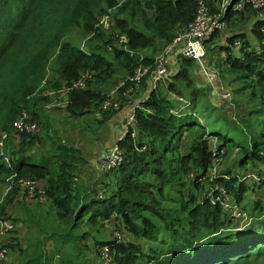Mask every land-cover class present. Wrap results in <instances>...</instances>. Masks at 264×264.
<instances>
[{"label": "trees", "instance_id": "1", "mask_svg": "<svg viewBox=\"0 0 264 264\" xmlns=\"http://www.w3.org/2000/svg\"><path fill=\"white\" fill-rule=\"evenodd\" d=\"M202 1L212 14H218L223 4L222 0ZM239 1L232 0L225 19L229 25L235 17H256L259 46L252 48L243 34H234L224 48L225 63L237 72L240 84L235 93L243 94L242 100L254 106L248 113L254 118H241L227 132L216 125L208 128L197 112L199 94L190 90L194 87L192 60H184L183 69L173 78L169 73V83H159L136 110L135 129L119 142L123 163L85 176L83 172L91 166L82 150L64 142L40 119L41 102L49 99L48 95L36 96L41 84L45 81L59 91L71 88L86 72L107 82L111 77L120 80L126 73L132 76L139 64L153 65L178 32L194 21L200 0H0V139L8 132L4 155L0 150V184L8 179L12 183L0 203V220L13 222V202L29 194L19 182L33 178L44 183L45 194L36 196L53 206L44 218L54 214L59 225L68 224L58 235L56 230L48 234L38 230L36 244L26 250L11 230V238L0 246L5 256L12 254L16 264L26 258V262L34 258L36 264H55L50 242L58 252L57 240L68 239L81 254L94 239L101 251H112L114 264H246L264 257V197L255 202L250 199V185L241 173L250 170L255 185L264 183V20L248 3L243 10H235ZM109 8L116 9L115 29L128 38L127 47L136 54L118 45L117 32L108 37L96 28L99 16ZM78 24L93 33L95 44L90 51L64 41L68 29ZM218 32L206 42L212 43ZM237 43L241 45L238 57L233 54ZM143 50L151 53L141 61L135 55ZM108 51L112 61L102 54ZM53 64L58 76L51 80L47 71ZM181 80L186 82L185 89ZM130 86H122V97L125 91L131 93ZM106 95L90 87L73 88L67 94L66 109L73 119L94 113L99 115L97 124L107 125L118 108L102 110ZM181 98L190 100L192 106L181 103L179 107ZM23 110L41 134L14 129L13 122ZM234 131L237 140L230 134ZM188 137L193 138L191 143L184 144ZM211 138L219 140L224 153L236 155L222 172L215 171L216 155L221 152L212 149ZM240 211L251 221L245 227L240 225L244 219L235 214ZM112 222L119 224L121 241L97 236L100 228ZM81 224L82 232L70 237Z\"/></svg>", "mask_w": 264, "mask_h": 264}, {"label": "rangeland", "instance_id": "2", "mask_svg": "<svg viewBox=\"0 0 264 264\" xmlns=\"http://www.w3.org/2000/svg\"><path fill=\"white\" fill-rule=\"evenodd\" d=\"M119 1L122 2L124 0H119ZM231 1L232 0H222V3H223L222 5H229ZM245 6H246V4H245ZM262 11L264 12V9H262ZM105 16H109L110 22H109V25L107 28L104 27V29L103 28L101 29L100 23H101V20ZM115 16H116V9L109 8L107 13H104V14L99 16V18H98L99 23L97 24L96 28L98 30L100 29V31L103 30L104 32H106V36L114 37L115 33L117 32V30L115 29V24H114ZM246 17H248V19H250L253 16L248 15ZM258 18H261L264 20V16L259 15ZM242 21H244V20H242ZM251 21L252 20H250V21L248 20V22L244 23V24H241L242 22L240 23L239 21H237V23H235L237 25V28H238L237 31H248V26H249ZM234 27L235 26H231L230 28L233 29ZM227 30H229L228 27H226L224 32H226ZM85 31L89 32L86 29L84 30V28L81 27V24L75 25V26L71 27L70 29H68V31L66 32L64 41H70L72 44L80 47L82 50L90 51L92 45L95 44V41H93L94 40L93 39V33L92 32L86 33ZM228 32H230V31H228ZM219 34H220V32H218V35ZM206 43H205V47H206ZM118 45H119V43H118ZM102 54H104V56L108 60H110V61L113 60V56L110 53V51L104 52ZM141 56H144V54L139 53V55H137V58L141 59ZM221 58H222V56H220V55L213 56L211 59L208 60L209 62L208 61L206 62V67L204 69L208 70V68H209L208 66H213L215 68H218L219 65L222 64ZM54 64L51 66V69H48V71H47L51 80L56 79L58 76V73L54 69ZM114 66L116 67V65H114ZM128 77H129V74L126 73V75L120 80H117L116 77L115 78L111 77V78H109V79H111L110 81L100 82V81L96 80V78H94V76H92V74H91V78L86 82L84 89L87 87V85L90 88H96V89L101 87L102 89L100 92L107 94L106 95L107 100L110 98L112 99L111 93L114 91L115 87L118 88L121 84H123V82H126ZM146 77L150 78V75L149 76L147 75ZM194 77L197 78V80H199L201 75L199 73H195ZM169 78H170V76H169ZM232 78L233 77L227 78V79L223 80L224 82L222 83V86L224 87L223 89H229L231 92H229V91H223L222 92L223 89L218 90V93L222 94V95L226 92H229L231 94V97H232V94H233L232 98H224L223 97L225 100H227L229 102H225L223 100L221 101V99L218 96L216 98L206 97L213 104L214 107H211L209 105V102L205 99H202L201 102L199 101V104L197 105V112L202 114V115H200L199 118H200V120H202V122L204 124L207 125L208 128H211L213 125H216L218 128H221L220 130L227 132V131L232 130V127L236 126L239 123L238 121L241 120V118L253 117V115H250L248 113L251 110H253L254 106H252L247 99L242 100L244 97L243 94L238 95L235 93V89L238 86V82L231 81ZM229 79H230V83H229ZM90 80H92V81H90ZM216 80L218 81V79H216ZM169 81H170V79H168V81L164 84H168ZM227 83H228V86L225 87ZM48 86H49L48 83L45 84V81H44L41 84V87H40L38 93L36 94V96L48 95V97L51 99V101L47 102V103L48 104H51V103L57 104L56 108H52L53 111H57V110H59L58 112L67 111L65 107L59 106V105L65 103L64 99H67V102H66V105H67V103H68L67 95L63 94V90H59V91L53 90V89H55V86L53 88H49ZM47 89H50V91H46ZM109 90H111V91L108 93ZM132 93H130V94H132ZM109 95H110V98H109ZM124 95H125V93L123 92V97H124ZM173 97L180 99V97H178L174 94H173ZM119 99H122V98H115V102H116L117 106L120 105ZM181 100L183 102L180 101L179 106H183L182 104L185 101H189V100L183 99V98H181ZM237 101H239V102L241 101L239 105H237V103H236ZM101 108L103 111H106V110L116 109L119 107L107 108L105 110V109H103V105H102ZM203 111L205 112V114H203ZM95 118L96 117H94V116H86L84 118L85 121L83 123L81 122V124L79 126V128H81L82 130L86 129L88 131L90 128L92 131L91 134L93 137H88L89 139L85 140L84 146L82 147V149H84V151H82L83 154L85 155V157L89 161H91L92 165H93V157L96 155L95 152L98 151V149L97 150L94 149L95 145L98 143L97 141H102V142L106 143V148L108 150L102 148V150H100V151L107 153V151H109V148L112 146L111 144L115 140V138L108 139L109 134L107 133V131H105L101 134H100V132H98V130L102 129V126L101 127L97 126V122H95ZM70 120H71V122H68V124L66 122H64L65 124H67L66 127L69 129V131L72 130L71 127H72V123H73V119H70ZM104 128L105 129H103V130H106V126ZM38 133L41 134L42 132H38ZM230 134H232L236 140L238 139L237 131L230 132ZM2 135H1V139H2ZM97 136H98V139H96ZM1 139H0V150H1V153H3V152H5V148H6L7 143H5L4 147H2L1 146ZM66 139H67V142L74 145V142H75L74 139H71L70 136L66 137ZM192 139H193L192 137H188L187 139L184 140L183 143L189 144V143H191ZM211 143H212V149L214 151H217V149H218L217 152H221V153H219V155L218 154L216 155L217 159H216V163H215V166H216L215 171L216 172H218V171L222 172L226 168H229L231 166L232 159L236 155H235V153H233V151H230L229 153H227V152L224 153L225 150L220 149V146H219L220 142L216 138H211ZM109 145H111V146H109ZM220 155H224V156L219 157ZM96 156L99 158L100 154H97ZM239 157L240 156H238V158ZM96 160L97 159H95V157H94V163H96ZM95 166L98 168L97 169L94 168L93 170H89L88 172L84 171L83 174L85 176H89V175L94 174L95 171L99 172L100 168L103 167V164L101 162L99 163V161H98L97 164H95ZM235 170H237V169H235ZM241 173H245V175H246L245 177H242V180H245L247 182V184L250 185V196H249L250 199L252 198V200L255 202V200H257V198L264 197V183L260 186L255 185L254 182H252V177H251V179L249 178L250 175L252 176V171H250V170L242 171ZM190 179H194V175ZM202 182H205V181L203 180ZM8 185H9V179L6 180L5 185L0 184V203L6 195V189H7ZM210 185L211 184L209 183V186ZM40 187L42 189L44 188L41 183H40ZM52 207H53L52 204L50 202H48L44 197L41 198L39 196L30 195V194L25 195L20 200L13 202L12 211L14 214V216H13L14 227L12 230H13V232H17V234H18L17 237H19L18 241L21 242V247H20L21 249L26 250L30 246V244L33 246L36 244L35 238L37 236H39L38 230H44V232L46 234L56 230V235H58L59 231H61V227H62V229H65L66 227H68V224L64 223V222L62 223V225H59L58 220L56 219L54 214H50L48 217L44 218L43 214L47 210L51 209ZM41 215H42V217H41V219H39V217ZM31 216H32V218L34 216L35 221H33V220L29 221ZM240 216L244 219L240 223V225L242 227L247 226V224L251 222L244 211H240ZM243 216L248 218V220L246 221V218H244ZM245 223H246V225H245ZM82 225L83 224H81L79 227L75 228L74 229V231H75L74 235H70V237L74 238V236L81 233L82 232ZM118 226H119V224L117 222L116 223L112 222L108 226H103L102 228H100L101 232H100V234H97V236L100 239L106 240V241H108V240L119 241V239L116 238V236H120ZM84 230L91 231V229L89 227H85ZM11 232L12 231L6 233L5 235H0L1 246L3 243L2 240L4 238L10 237L9 235ZM61 237H64V236H61ZM57 243H58V248H59L58 252H56L54 242H50L48 244L49 250L52 253L51 255H53L55 257V263L56 264H102V263L107 264L106 259L108 257H106V254L112 253V251H110V252H107L106 250L101 251L99 246L95 245L94 239H90L89 250L86 251L85 253L83 251L81 254L77 251V248L74 247V245L68 239H63V240L58 239ZM81 244L83 246L85 243H81ZM37 245L41 246L42 243L38 242ZM1 251L3 252L4 250H1ZM103 254H104L105 259H103V257H102ZM1 257H2V259H6L5 254ZM246 264H264V257H261L257 260H250Z\"/></svg>", "mask_w": 264, "mask_h": 264}, {"label": "crops", "instance_id": "3", "mask_svg": "<svg viewBox=\"0 0 264 264\" xmlns=\"http://www.w3.org/2000/svg\"><path fill=\"white\" fill-rule=\"evenodd\" d=\"M259 19H261V18H259ZM242 20H244V21H242ZM248 20L249 21L252 20L248 26V31H237L238 28H237V25L235 23H237V21H239L240 23L242 22L241 24H244V23H247ZM261 20H263V19H261ZM234 21H235V23H234V25H232V23ZM234 21L229 25L226 24V27H228L229 30L224 32L226 27H225V29L221 30L220 34L218 35V38H215L212 43H210V42L206 43L205 42L206 43V47H205L206 55L202 59L203 65L198 60L190 58V57H186L182 53L179 55H176V53H174L170 56V61H171L170 62V78L175 77L183 69L182 64H183L184 60H187V59L192 60V66L190 67V76H191V80H192V85L194 87L191 88L190 90L192 93H198L199 94L198 99L200 100V102L202 99H205L209 102V105L211 107H214V106L206 97L216 98L218 96L221 99V101L223 100L225 102H229L223 98V95L226 93H229L231 91L229 89H223L224 88L222 86V83L224 82L223 80L230 78V77H233L231 79V81L237 82V78H235V76L237 75V72L230 71L231 68H230L229 64L225 63L228 58H227V51L224 48L227 47V45H228L229 37L233 36L234 34H243L245 42L247 44H249L250 47L256 48L259 46L258 40L255 36V27H254V26H256V21H257L256 17H252L250 19H248V17H245V18L235 17ZM231 26H235V27L233 29H231L230 28ZM228 31H230V32H228ZM140 53L144 54V56H142V57H146L147 55H149L151 53V50H143ZM233 54L236 57H238L241 54L240 48L234 47L233 48ZM216 55L222 56V58H221L222 64H220L218 68H215L213 66H208L209 67V68L207 67L208 70H205L204 68L206 67V62L209 59H211L213 56H216ZM208 72L215 74V77L213 80H210V78L207 76ZM195 73H199L201 75L199 80H197V78L194 77ZM216 79H218V81ZM229 83H230V79H229ZM180 84H181L182 88L185 89V87H186L185 80H181ZM238 84H239V82H238ZM121 86H123V85L121 84L118 88L115 87L114 91L111 93L112 94L111 97L114 100H115V98H122V99H119L120 105L118 106L119 107L118 111L116 112L114 117L107 123V125H103L102 129L98 130V132H100V134L107 131V133L109 134L108 139L115 138L114 142L111 144L112 146L125 133V131L127 129V124H126L127 119L129 117V115L131 114V112L133 111L134 107H136L137 105H141L146 98L148 99V96L150 95L151 91L154 90L153 80L151 79V77L146 78V79L144 78L142 81V84L137 86V87L135 85H132L131 88L128 87L127 88V90H129L128 92L132 93L134 91L131 95L129 93H126V91H125L124 92L125 95H124V97H122L120 94V91L122 88ZM227 86H228V83L226 84L225 87H227ZM86 88H88V85ZM91 89L94 91L100 92L102 88L99 87L97 89L96 88H91ZM62 90H63L64 95L68 94V92H66L65 88ZM111 90H109L108 93ZM218 90H222V92L223 91H229V92H226L222 95V94L218 93ZM47 91H50V90H47ZM232 97H233V94H232ZM232 97H230V98H232ZM189 99H191V98L189 97ZM50 101H51V99L49 98L48 100H44L43 102H41L42 104L40 105V108L38 109L41 121L43 123H46L47 125H50V127L56 133L60 134V136L63 138L64 142L69 143V142H67L66 137L70 136V138L74 139V141H75L74 146H76L77 148L84 151V149H82V147L84 146L85 140H88L89 139L88 137H93V136L91 134L92 131L90 128L87 131L86 129L82 130L81 128H79V126H80L81 122L83 123L85 121L84 118L86 116H94L97 118V117H99V115L97 116L94 113H92V114L88 113L86 116L82 117L81 119H73L68 111H60V112H58L59 110L53 111L52 108H56L57 104H54V103L48 104L47 102H50ZM64 102L65 103H63L59 106H63L65 108H67V105H68V103L66 105L67 99H64ZM203 114H205L204 111H203ZM199 115H202V114H199ZM70 119H73V123H72V127H71L72 130L69 131V129L66 127V125L68 124V122H71ZM64 122H66L67 124H65ZM97 126L101 127L99 124H97ZM105 126H106V130H103V129H105L104 128ZM96 139H98V136ZM97 142L98 143L95 145L94 149L95 150L98 149V151L95 153H96V155L100 154V157L98 158L96 155L94 156L95 159H97L96 163H94V157H93V165H92L91 161H89V164L91 166V167H89V170H93L94 168L97 169L98 167H96L95 164H97L98 161H99V163L101 162L103 164V160L107 157L108 152H109V151H107V153H106V152L100 151V150H102V148L107 149L106 143H104L102 141H97ZM111 145H109V146H111ZM110 148H109V150H110ZM102 169H103V167H102ZM41 184L44 185V183H41ZM20 199L21 198H19L17 200H20ZM9 238H11V236L4 238L2 240L3 243L6 241V239H9ZM0 246H1V244H0ZM33 259L30 262H26V260H27V258H26L23 261V264H36ZM16 262H17V260H12V254H9L8 256L6 255V259H2L1 255H0V264H16ZM54 263H55V257H54Z\"/></svg>", "mask_w": 264, "mask_h": 264}, {"label": "built area", "instance_id": "4", "mask_svg": "<svg viewBox=\"0 0 264 264\" xmlns=\"http://www.w3.org/2000/svg\"><path fill=\"white\" fill-rule=\"evenodd\" d=\"M232 1L230 2V4ZM250 4L255 10L258 11V14L260 16H264V12L262 9H264V0H240L237 2L234 6L235 10L241 11L244 9L245 4ZM229 4V5H230ZM229 5H222L221 9L218 14H212L210 11V8L202 1L200 0L198 13L196 18L193 22H191L183 31L178 32L176 37L174 38L173 42L165 49V51L161 54H159L153 65L144 66L143 64H139V66L135 69L133 76H129L126 82H124L122 85H125L126 83H131L130 88L132 85L139 86L143 79L150 75L151 79L153 80V87L154 89L157 88L158 84L161 82H166L167 76L170 73V56L176 52L179 48H186L182 54L186 57H190L193 59L198 60L202 64V59L206 55V49H205V42L210 39V37L218 31H221L222 29H225L227 21L225 17L227 16V7ZM110 22L109 16H105L101 20V27L104 29L108 27ZM116 37L119 39L118 43L120 46L124 47V49L131 55H134L133 50H130L127 47L128 38L125 35H121L120 32H117ZM240 44L237 43L236 47L240 48ZM140 52L137 53L139 55ZM135 55V56H137ZM144 57L141 56V61ZM203 65V64H202ZM207 76L210 78V80H213L215 77V74L208 72ZM91 78V73L86 72L84 73L81 78L74 82L73 86L71 88H66V92H69L73 88L75 89H84L86 82ZM122 87V86H121ZM224 98H230L231 94L226 93L223 95ZM147 98L144 100L146 101ZM184 106L190 107V102L185 101ZM112 107H118L115 100L112 98L108 99L103 104V109L112 108ZM140 107V105H137L134 107L133 111L129 115L127 119V129L123 136L120 137V139L110 148L108 155L106 157V169H115L119 167L123 161H124V153L120 148L119 141H121L131 129H135L137 124V116H136V110ZM13 127L15 130L19 132H27L30 134H36L40 131V128L37 123L31 121V116L28 111L23 110L19 117L14 120ZM136 135V132L133 133V136ZM8 138V133H4L2 135L1 140V146L4 147L5 140ZM4 155V153H2ZM6 162L9 163V157L5 156ZM11 180L9 179V185L6 189V194L11 189L12 183H10ZM19 186H21L23 189H25L30 195H36L39 194H45L44 188L42 189L40 187V182L33 179V178H25L20 180ZM222 191V190H221ZM229 207V205L227 204ZM237 216H240V212H235ZM14 227L13 222L6 221V220H0V235H5L6 233L10 232ZM120 236H116L119 241L122 240L121 234ZM107 252H110L109 248H105ZM103 250V251H104ZM5 252V251H3ZM0 251V255L3 256L4 253ZM103 259L104 254L102 255ZM107 264H114L113 263V255L106 254ZM103 264V263H102Z\"/></svg>", "mask_w": 264, "mask_h": 264}, {"label": "water", "instance_id": "5", "mask_svg": "<svg viewBox=\"0 0 264 264\" xmlns=\"http://www.w3.org/2000/svg\"><path fill=\"white\" fill-rule=\"evenodd\" d=\"M185 49H186L185 47H184V48H179V49H177L176 52H175L176 55L181 54L182 52L185 51ZM106 160H107L106 158L103 160V169H106V165H105V164H106ZM242 229H243V228H241V230H242Z\"/></svg>", "mask_w": 264, "mask_h": 264}, {"label": "bare ground", "instance_id": "6", "mask_svg": "<svg viewBox=\"0 0 264 264\" xmlns=\"http://www.w3.org/2000/svg\"><path fill=\"white\" fill-rule=\"evenodd\" d=\"M215 33H216V32H215ZM148 76H149V75H148ZM146 78H147V77H146ZM208 80H209V79H208ZM141 84H142V83H141ZM141 84H140V85H141ZM133 87H134V86H133ZM136 87H137V86H136ZM136 87H135V88H136ZM134 90H135V89H134ZM133 92H134V91H133ZM109 98H110V95H109ZM144 102H145V101H144ZM182 102H183V101H182ZM190 105H191V104H190ZM179 107H180V106H179ZM188 107H189V106H188ZM183 110H184V109H183ZM171 112H172V111H171ZM182 112H183V111H182ZM178 113H179V112H178ZM182 114H183V113H182ZM182 114H181V115H182ZM184 114H185V113H184ZM126 124H127V123H126ZM131 130H132V129H131ZM132 133H133V132H132ZM250 176H251V175H250ZM253 177H255V176L253 175ZM258 179H259V178H258ZM212 186H213V185H212ZM215 186H216V184H215ZM215 191H216V189H215ZM217 192H218V191H217ZM214 193H215V192H214ZM217 195H218V193H217ZM216 197H217V196H216ZM216 197H215V198H216ZM217 202H218V201H217ZM215 203H216V202H215ZM222 204H223V203H222ZM243 225H244V224H243ZM245 225H246V223H245Z\"/></svg>", "mask_w": 264, "mask_h": 264}]
</instances>
